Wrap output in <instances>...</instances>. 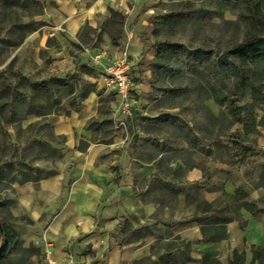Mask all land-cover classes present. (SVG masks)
<instances>
[{
	"label": "crops",
	"instance_id": "obj_1",
	"mask_svg": "<svg viewBox=\"0 0 264 264\" xmlns=\"http://www.w3.org/2000/svg\"><path fill=\"white\" fill-rule=\"evenodd\" d=\"M149 2L49 0L41 16L53 27L42 41L46 43L57 38L62 45L61 48L50 46V69L57 73L55 79L65 80L58 69L66 71L71 67L73 58L69 47L79 43L78 35L83 27H101L113 12L123 13L127 38L122 45L110 43L107 51L94 48L90 53L92 56L102 54L103 63L109 66L127 52L134 82L131 93L133 113L125 119L124 126L121 125L118 98L103 89L101 70L93 79L100 93L81 92V102L75 104L70 99H74L78 91L54 90L51 95L54 107L46 115H28L22 122L26 126L50 123L54 136L62 138V143L51 142L52 149L59 152V158L43 156L33 167L43 170L51 165L53 172L32 178L23 185L24 191L34 200L26 206L27 211L37 229L48 238L49 257L58 264L71 257L76 264H102L103 254L107 256L106 264H123L132 256L120 245L110 247V234L117 228L118 220L109 219L102 226L97 216L103 207H127L128 192L136 184L137 177L142 223L145 224L159 221L154 215L160 203L149 199V194L152 195L151 190L160 181L174 189L179 207L185 202L183 188L196 184H199L204 200L213 204L220 194L236 196L244 182L241 173L255 158H261L264 166V105L256 107L251 123H248L249 119L240 123L234 121L231 135L224 142L226 138L219 133L216 137L205 135L202 128L187 118L181 105L164 106L152 98L153 71L150 67H141L140 62L143 59L152 61L155 57L144 53L145 45L134 30L136 20L145 14ZM246 102H251V97ZM205 103L217 121L227 110L213 99ZM91 124L98 127L95 129ZM105 128H109L110 133L102 138L101 130ZM82 145L85 148L81 150ZM258 197L264 198L263 188H259L249 202ZM259 210L264 214V209ZM187 211H175L163 217L174 223L170 228L174 237L180 236L190 242L192 259H223L245 243L250 247H264V216L255 217V213L242 208L246 225L241 227L240 221H230L227 225L229 239L208 243L203 239L201 225L194 221V213ZM151 246L152 242H144V254L150 252Z\"/></svg>",
	"mask_w": 264,
	"mask_h": 264
},
{
	"label": "rangeland",
	"instance_id": "obj_2",
	"mask_svg": "<svg viewBox=\"0 0 264 264\" xmlns=\"http://www.w3.org/2000/svg\"><path fill=\"white\" fill-rule=\"evenodd\" d=\"M48 2L49 0H0V250L7 243L11 244L9 253L3 257V264H49L51 258L47 250L48 238L37 229L34 219L27 211L26 206L33 204L34 200L24 191L23 185L29 178L38 179L53 172L51 165L49 169L43 170L38 166L39 170L33 167L43 156L58 159L59 152L52 149L51 142L62 143V138L54 136L50 123L26 126L19 118V113L23 116L26 112L36 114L42 110L40 106L53 104V99L28 101L38 87L37 84L44 85L45 93L60 90L53 84L57 73L50 69L49 48H61V41L57 38H51L46 43L42 41L45 34L53 30L52 25L41 17ZM215 7V3L210 0H150L145 14L136 20L134 30L145 45L144 53L155 57L152 61L143 59L140 62L141 67L152 68V98L159 100L164 106L181 105L187 118L202 128L205 135L216 137L219 133L226 138L231 135L235 118H231L226 112L221 113L218 121L212 117L205 103L207 95L199 89L201 77L186 68L184 57L180 54L167 55L166 59L160 61L156 59L158 47L166 42L183 44L190 51H210L211 66L214 61L222 62L228 57V49L238 43L245 32L242 25L236 27L226 22L237 19L236 10H228L214 18L180 19L172 24H164L162 19L168 14H190L199 9ZM126 26L123 13L114 16L112 13L103 26L95 28L85 25L79 32V43L69 47L73 58L71 67L66 68V71L58 69L62 71L68 84L64 93L78 91L70 101L75 104L81 102V92L100 93L98 85L94 86L93 82L100 71L95 67L94 55L90 52L94 48L107 51L106 47L110 43L122 45L124 38H127ZM222 73L230 92L238 94L235 99H239L244 91L242 83L230 77L227 70L222 69ZM260 73L261 70L255 69L250 76L260 82ZM171 90L175 92L171 93ZM91 127L96 129L98 126L93 124ZM109 133V128L102 129V138L108 137ZM223 140L228 141L227 138ZM261 161V158H255L245 166L241 173L244 182L240 186L238 197L220 194L213 204L214 211L208 216L239 220L241 227H244L246 223L241 212L243 204L249 203L255 207V217L263 218L264 214L259 213V209H264V198L258 197L249 202L259 188L264 189V166ZM135 183L128 192L130 201L127 207H103L99 209L97 216L102 226L109 219L118 220L117 228L110 234L109 241L110 247L120 245L131 252L132 256L123 264H206L202 260L188 261L191 258L190 242L180 236L174 237L170 230L174 223L163 217L175 211L185 213L189 210L194 213L193 218H199L205 203L200 186L183 188L185 202L179 207L174 189L168 188L161 181L155 184L149 199H156L160 203L154 215L159 221L143 224L139 177ZM144 242H152V248L147 254H144ZM234 251L239 255L245 252L243 264L264 262V247H250L245 243ZM234 251L210 264H238ZM258 253L260 255H256L253 262ZM103 255L105 257L101 262L106 264L107 256Z\"/></svg>",
	"mask_w": 264,
	"mask_h": 264
},
{
	"label": "trees",
	"instance_id": "obj_3",
	"mask_svg": "<svg viewBox=\"0 0 264 264\" xmlns=\"http://www.w3.org/2000/svg\"><path fill=\"white\" fill-rule=\"evenodd\" d=\"M208 1V0H204ZM215 3V9H199L190 14H168L163 17L164 24H172L176 20L187 19V18H197L206 19L208 17L214 18L215 16H221L224 12L234 9L237 11L236 20H227L226 22L233 26L242 25L245 32L242 34V39L232 45L228 49V57H225L222 62L219 60L214 61L212 66L209 63L211 52L201 51L196 49L195 51H190L183 44L168 43L160 44L156 51V59L164 60L167 55H182L184 61L186 62V68L190 70L191 73L199 75L201 81H199V89L204 91L207 95L206 100L209 101L213 99L220 107L226 108L223 113H227L231 118H235V122H244L248 120L251 123V117L253 116L254 110L259 105H264V0H210ZM117 15L113 12V16ZM84 28V27H83ZM223 70H227L229 76L233 79L240 80L242 83L243 92L242 95L233 94L230 92L228 85L224 80ZM261 70L260 82H257V78L251 77L253 70ZM260 69V70H259ZM254 75V74H253ZM255 77V75H254ZM200 80V79H199ZM204 80V81H202ZM53 84L55 87H59L60 91H66L68 89V84L62 79H53ZM38 86V87H37ZM44 85L37 84L35 90L33 91L32 101L36 102L38 100L50 99L52 101V92L43 89ZM71 90L68 93H73ZM175 92L173 90L170 91ZM248 97H251V102H246ZM25 99V97H24ZM60 102V100H58ZM55 105L40 106L38 113L33 114L31 112L24 113V116L20 114V122L27 119L28 115H46ZM15 113V112H14ZM247 118V119H246ZM247 124V123H246ZM93 124H91L92 126ZM249 125V124H247ZM252 128L253 125L250 124ZM251 128V131H254ZM82 145L80 149H84ZM42 177V176H41ZM40 177V178H41ZM29 178L27 181L31 180ZM194 187H199V184L194 185ZM240 190H237L236 197H238ZM214 204V203H213ZM213 204L205 201L204 208L201 209V216L194 218V221L201 225V231L203 239L208 243L220 242L229 239V233L227 229L228 222L235 219L218 217L214 215L213 217L208 216L214 210H212ZM243 207L250 212H255V207L249 203L243 204ZM239 221V220H238ZM220 227V228H218ZM11 244L7 243L0 250V264H3V257L9 253V246ZM235 258L238 264H243L246 258L245 252L239 255L237 251H234ZM255 254L253 262L256 259ZM216 259V258H215ZM215 259L204 257L202 259L203 263L210 264L215 262ZM188 261H192L189 258ZM234 264V263H231ZM260 264H264L261 262Z\"/></svg>",
	"mask_w": 264,
	"mask_h": 264
},
{
	"label": "built area",
	"instance_id": "obj_4",
	"mask_svg": "<svg viewBox=\"0 0 264 264\" xmlns=\"http://www.w3.org/2000/svg\"><path fill=\"white\" fill-rule=\"evenodd\" d=\"M119 61L112 65L106 66L103 63V55L98 54L93 57L95 67L102 72L103 89L107 92H113L118 98V111L122 117L121 125L131 116L133 111V97L131 96L133 88V76L129 68V55L127 52L122 53ZM50 254V252L48 251ZM49 264H58L53 259H49ZM63 264H76L74 258H70Z\"/></svg>",
	"mask_w": 264,
	"mask_h": 264
}]
</instances>
